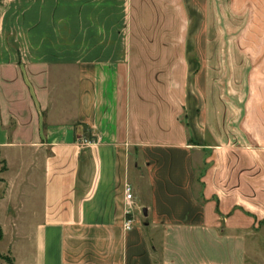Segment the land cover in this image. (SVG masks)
Listing matches in <instances>:
<instances>
[{
  "label": "crops",
  "instance_id": "1",
  "mask_svg": "<svg viewBox=\"0 0 264 264\" xmlns=\"http://www.w3.org/2000/svg\"><path fill=\"white\" fill-rule=\"evenodd\" d=\"M226 81L261 106L217 104ZM263 101L264 0H0V255L249 264ZM232 113L257 131L229 147Z\"/></svg>",
  "mask_w": 264,
  "mask_h": 264
},
{
  "label": "rangeland",
  "instance_id": "2",
  "mask_svg": "<svg viewBox=\"0 0 264 264\" xmlns=\"http://www.w3.org/2000/svg\"><path fill=\"white\" fill-rule=\"evenodd\" d=\"M220 86L217 87V104H219V99L224 102L226 105L231 106H244L248 103V106L251 108H255L256 105L261 106L262 97H259L255 88H251L250 85L248 87L245 86V82L238 81H226V82H217ZM223 86V87H222ZM225 86V87H224ZM261 96V95H260ZM219 98V99H218ZM220 101V102H221ZM264 102V101H263ZM264 106V105H263ZM253 111V110H252ZM255 114L252 112V117ZM232 123L230 128H227L223 131V136L225 140L229 144V147H234L232 143H243L246 138L251 136H256V128L254 126L249 127V133L245 134L242 129H240L238 125V118L234 113H232ZM250 119V118H249ZM254 119V118H253ZM264 135V134H263ZM251 150H248L250 152ZM260 164V162H258ZM251 162H249V166ZM1 168V166H0ZM205 168V163L199 162L196 166V174L201 173ZM263 171H264V161H263ZM263 181H264V172H263ZM198 183H200L198 181ZM201 185V183H200ZM200 185L197 184V189L200 190ZM248 243L249 248L254 251L253 257L249 258V264H264V222L260 223L258 227H252L249 231L248 235ZM3 247V245H1ZM8 256L0 255V264H6Z\"/></svg>",
  "mask_w": 264,
  "mask_h": 264
},
{
  "label": "built area",
  "instance_id": "3",
  "mask_svg": "<svg viewBox=\"0 0 264 264\" xmlns=\"http://www.w3.org/2000/svg\"><path fill=\"white\" fill-rule=\"evenodd\" d=\"M84 142H91L89 139H84ZM123 199H124V213H123V221L122 226L123 229L128 230L133 226L135 217V201L132 193V188L129 183H125L123 187Z\"/></svg>",
  "mask_w": 264,
  "mask_h": 264
},
{
  "label": "trees",
  "instance_id": "4",
  "mask_svg": "<svg viewBox=\"0 0 264 264\" xmlns=\"http://www.w3.org/2000/svg\"><path fill=\"white\" fill-rule=\"evenodd\" d=\"M87 139L93 141V140L95 139V137L89 135ZM3 169H4V168H3ZM0 170H1V169H0ZM216 210H217V212L219 211V210H218V207H216ZM259 223H260V222H259ZM261 223H262V222H261ZM1 236H2V233H1V229H0V238H1ZM5 259H7V263H6V264H11V260L9 259V257H7V258H5Z\"/></svg>",
  "mask_w": 264,
  "mask_h": 264
}]
</instances>
